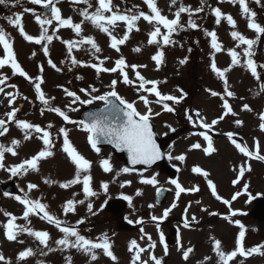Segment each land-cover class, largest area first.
<instances>
[{
    "label": "rangeland",
    "instance_id": "374dc122",
    "mask_svg": "<svg viewBox=\"0 0 264 264\" xmlns=\"http://www.w3.org/2000/svg\"><path fill=\"white\" fill-rule=\"evenodd\" d=\"M25 1L27 3L29 2V0ZM127 1L129 7L132 9H134L135 6H143V2L140 0H122L121 2L127 5ZM188 1L192 3L194 8L201 6L200 0H183V3H188ZM208 1L211 3V0ZM214 2L217 3L214 4ZM262 2H264V0H262ZM93 3H95V0H93ZM28 4L30 5H28L27 8H32L37 14H40L38 5H32L30 2ZM211 5L213 8L219 7L222 12L226 14H230V8H235L240 11L239 5H233L232 3H229L228 0H223V2H221V0H213V4L211 3ZM57 6L61 9L64 17L71 16L74 22H80L82 19L78 15V10L83 8L84 5L73 4L71 0H58ZM203 7L205 8L207 5L204 4ZM21 8V6L18 8L15 6L14 10L11 12H4L3 10L0 18V27L4 28L10 35L14 42V50L17 53L18 62L29 73V75L33 77L39 75L38 66L43 64V77L45 83L42 85V88L44 92L48 97H55L56 94L58 97L61 96L59 99L51 101V106L60 107L70 116L72 120H78L80 118L79 113L81 110L87 106L101 104L102 101H94L91 104L83 105L77 103L72 105V107L76 108L77 111H71L68 105L71 103L72 98L65 95L63 88L75 91L81 99H89L90 97L80 92L81 88L90 90V86L96 87L100 91L98 93H93V95L103 94L104 92L110 90L108 87L110 84L107 81L109 79L113 80L116 76L119 81V74L116 73L114 77L113 73H111V77L107 78L106 82H104L103 78L107 75V73L102 72L97 75L95 70L91 67L71 66L70 61L67 58L66 46L62 43V39H76L75 34L70 29H60L59 32L56 33V36H59L61 39H56L54 37L52 43L49 45L51 59L58 67L62 68L61 72H56L48 66V57L43 55L42 46L25 41L19 34L18 30L8 24L7 17L20 13L23 11ZM141 9L144 11V8L141 7ZM91 10L94 9H90V11ZM252 10L257 12V21L263 25L264 18H261V15L264 16V14L260 11L262 9L254 3ZM170 11H175V9H171ZM162 14L169 16V10L164 9ZM234 16V19L237 21L238 15ZM201 17L202 15L200 14V16H198L199 20L196 21L201 26L197 33H204L205 29L208 30L214 24V19H212L206 24L209 26L202 25L200 20ZM243 19L244 18L242 16V20L239 21V25L236 30H240L239 26H246V19ZM23 23L28 34L33 36L39 35L40 28L35 22L34 15L32 13L29 12L23 15ZM226 25H228L227 22L223 21L220 25L214 24L210 29V31L215 30L217 32L219 40L222 42L225 49L235 47L236 44V42H234L230 37V31L232 29ZM138 26L140 31H133L129 41L118 53L109 47V40L105 34L93 28V26L88 22H85L83 25L84 34L93 35L102 48V52L97 55L100 59L104 60V67H113L114 61L122 55L126 58L129 64L147 65L146 68H140L138 71H140V73L147 79L161 81L162 83L159 85V90L163 94L179 96L180 92L178 89L181 88L178 86L181 85V83L183 85L191 86L189 89L190 92L187 93V90H183L187 95L179 104L168 102L170 106L174 107L175 110L173 112L163 110L162 105L155 102L157 98L154 95L137 92L136 84L125 85L118 82L116 86L118 94L129 102L134 101L137 110L141 113L146 111V107L139 97L140 95L148 96L150 101L148 107L152 108L153 113H160L159 115H153L151 119L160 135L165 133L170 134V131L173 129L181 132V137L177 139V142L167 153L168 156L171 155L172 157H176L182 155L184 150H189L186 153L187 165L183 164L184 161L180 162L176 159L170 160L168 158L169 162L179 169V174L174 178H171L159 167H155L149 171L136 170L129 173H123L120 170L124 168V166L119 162V160L115 158L112 153H109L108 151L104 152L102 150L100 153H102L103 158L110 157L113 165V171L106 174L100 167V161L97 156L98 154L87 142L88 134L80 130L77 125L66 123L57 114L48 111L44 105L36 100L35 91L33 89L34 85L25 80L23 77L18 75L13 76L10 67L6 66L5 68L0 69V75L9 77L4 85H0V87H4V92L0 93V117L7 119L6 113L11 111L12 107H16L20 109V116L18 117L20 119H23L25 116L24 119L35 124H40L43 128H47V125L52 124L53 127L48 130L51 131L55 143V148L53 149L55 155L41 161L39 165L40 170L38 172L31 171L33 173L30 178L29 175L23 174L12 176L9 169L36 154L38 150L42 149L43 145L42 141L36 138L38 134L35 133H33L32 139L28 141L23 140V132L20 129L17 131L15 123H11L12 127L7 134L0 138V143L8 147L11 146L12 139H18L21 141V144L16 148L17 155L13 156L11 153H5L3 161L4 167L0 168V184H6L14 179V181L22 185L21 187L23 189H27L25 193H28L27 195L30 199H40L42 203L49 206L48 210L51 213L55 214L62 221L67 222L69 225L76 226V221L83 218L85 222L78 226L79 231L83 235L96 238L103 233H107L113 243L114 248L112 250L114 254L116 253L118 258L116 261L117 264H128V256L131 264L133 253L128 251V246L132 239H136L141 247L147 248L146 238L144 240L140 239V236L142 235L140 232L141 227H143L145 232L149 233L152 236V240L156 242L157 246L154 249V254L158 258H163L165 264H218V258L212 249L213 239L221 240L222 248L225 251H230L235 246V239L239 229L236 225H234V227L228 225L230 224L229 222L228 224L224 223V220L226 219L222 217V215H229V206L216 200L215 197L211 195V191L207 187L206 180L201 175L191 171L194 166L189 167L188 165H192L193 162H195V166H200L202 169L207 171L210 174L209 178L217 185L218 194L224 199L231 200L232 196L235 193L240 192L242 187V202L238 199V197L236 200L231 201V210L244 213L243 215L251 212L254 207V200L256 197H264V161H258L259 166L257 167V173L255 174L256 177L249 174L246 170L244 176L242 177V185H240V182L234 185L232 181L238 176L239 166L245 161H247L248 164L249 159L244 156L238 159L235 170L226 165V161L228 162L227 164H234V157H238L240 153L232 142L228 140L224 133L233 132L234 138L241 143L242 132L246 133L247 138H245V142L249 149L255 151V144L259 141L260 154H264V131H261L259 128L260 120L259 113L257 111L259 106L258 108L256 106H250L253 109L252 112L241 111L245 99L248 96H252L251 94L253 92L259 91L256 98L261 101L260 103L263 105L264 112V92L260 91L258 86L259 84H257L260 83L259 81L252 79V83L250 82V75L242 68V66L233 67L228 73V79L230 90L235 93V97L227 99L229 100V103L233 105V108L238 113V116H229L225 118L224 121L215 125L211 130L199 127V118L195 115L197 111H199L201 116L209 123L211 120L217 118L222 111V100L219 97L211 96L210 92L207 91L210 89L223 94L222 81H220L219 78L210 70L211 54L213 50L210 46H197L199 50L194 53L195 56H191L190 58L188 52H182L183 45L188 43V41L184 39H189L190 36L187 35L183 38L175 37L173 39L177 43L174 46L170 45L164 48L165 63L159 68V70H157L154 61L151 60V56L155 54L157 48L156 46L152 48L145 43V41L147 42L148 37L147 35H144V33L149 31L150 26L143 19L138 21ZM123 30L124 25L120 24L116 28V34L122 35ZM52 31V28H50L49 34H52ZM251 33V35L247 33L246 36L251 37L254 32L251 31ZM198 35V39L206 40L205 34ZM137 46L142 48V51L139 53L133 51V48ZM85 47L87 48L88 46ZM33 52L36 53L35 56H32ZM226 52L227 51L225 50L224 52L215 54L218 67L223 68L230 64V57ZM254 52V59L257 64H264V37H262L261 41L257 44ZM2 54L3 49L2 46H0V55ZM74 55H76L78 59L88 63L98 62L93 56L86 54L84 50L74 51ZM105 57L108 59H104ZM185 57H188L187 63L181 65L179 60L184 59ZM226 61L227 64L225 63ZM69 68H71V71H69ZM30 72L33 74H30ZM128 72L130 78L135 81L136 78L132 70L128 69ZM258 72H260L261 76L264 77V69L260 68L258 69ZM82 75H84V77ZM187 76H189L191 80H189V77ZM77 77H82V79H77ZM232 82H234V84H232ZM11 84H15L17 88L12 89L10 87ZM17 90L20 95L16 96L15 101L10 106V98L6 94L8 92L15 94ZM24 96H27L29 99H23ZM42 109H44L43 115H41ZM188 115L193 117V121L188 120ZM235 119H241L244 122L243 125L237 126L234 123ZM60 127L68 129L69 138L73 144L76 145L75 147L77 150L92 162V187L95 191V186L97 185V195L94 196L95 201L93 200V197H90L87 201H85V204L76 205L77 210L78 207H80V217L76 214L77 210L75 213H69L67 215H65L62 211V205L67 199L73 198V193L78 194L75 197L77 200L84 199V196L81 185H75L69 189H62L59 187L60 182L71 179L75 172L74 165L62 151L63 138L58 133V129ZM201 132H207V134L212 137L213 146L216 148V151L211 155H208L203 151V148L207 147V141L203 139L202 135H199ZM195 143L201 144V148L193 149L192 145ZM99 157H101V155H99ZM117 173H119V175H117ZM152 175H156L159 181L156 186L145 185L140 182L141 176L151 177ZM45 179L52 180L54 183L45 184ZM114 179H116L114 183L115 187H113L114 184L112 183ZM172 179H178L179 182L186 188L199 186L200 191L195 193H182L180 198L177 200L175 198V186L170 183ZM103 180L108 181L107 192H105L101 187V183L105 182ZM29 181L30 183L37 184L38 188L29 192L27 188ZM128 181L131 183H126ZM122 184L124 185L123 187H121ZM245 184L248 185L246 191L244 189ZM161 186L168 187L170 191L168 201L162 207L157 206L154 202L156 189ZM137 190L141 191L142 195L137 196ZM119 194L123 196H130L132 198V203L123 212L113 216L106 210L105 203L110 198ZM5 200H10L11 202H7ZM14 200V196L5 195L3 190H0V253H3L4 256H6V259H10L12 264H24V262L16 260L18 252L26 247H32L36 250L42 246L39 245L38 241H36L34 237L27 235V233H25L26 241H24L23 244L15 241H8L6 239L4 235V225L7 223L9 217L5 216L4 213L8 212L17 216L18 207L23 206L18 201L15 202ZM197 201H200V203H197ZM89 202L92 203L93 211L96 212V215H92L88 211L86 212V205ZM173 202H175L177 206L172 209L167 219L159 222L160 227L158 230L156 227L158 222L153 221L151 216H161L164 209L171 207ZM150 204L154 205V207L149 208L148 205ZM189 204H191V207L188 208L187 215L189 217L190 227L184 228V210ZM204 209H206V211ZM23 211L24 210H20L21 215H23ZM85 212L86 214L83 215ZM212 212L217 213V215H210L209 213ZM192 215L196 216L195 221H191L190 218ZM241 216L242 215L237 214L235 217H232V220L234 221L237 218L242 219ZM141 218L144 221L142 225L135 223ZM29 219L30 223L35 221V224L31 226L33 230L48 231L50 233L51 239L49 244L52 248L56 249L57 246L54 244V241L62 236L58 229H56L53 225L48 224L46 221L39 219V217L37 219L36 217L30 216ZM123 220L133 221L131 224L133 226L135 225L134 229L131 231L122 230L119 226ZM16 223L25 225L28 224V221L20 218L16 221ZM172 226H178L180 229L179 244L176 242V246L174 248L168 246L169 254L165 256L163 245L159 243V231H162L165 236L169 233L168 229ZM247 226L255 233L254 235H251L249 232H246L245 246L252 247L257 244H264V219L256 220L253 218L251 219L249 216ZM25 237L24 234L21 233L18 236V240H23ZM176 239L178 240V238ZM180 245L183 247L180 248ZM193 246L196 248V252H192L189 255V259L185 261L182 255L183 250ZM97 252L99 258L96 261H91L90 257L85 256L74 249L52 251L47 256H41L37 253L28 259L27 264H37L38 261H43L45 264H66L65 257L68 256H71L72 264H112V262H114L110 258L104 256L101 252H99V250H97ZM126 252H128V256L126 255ZM141 257L144 260H148L149 252L142 253ZM205 257H211V259L206 261L204 259ZM241 262H243V264H264V254H253L243 260L242 257H237L236 260L230 262V264H241ZM0 264H2V262H0Z\"/></svg>",
    "mask_w": 264,
    "mask_h": 264
},
{
    "label": "snow or ice",
    "instance_id": "6c2138e0",
    "mask_svg": "<svg viewBox=\"0 0 264 264\" xmlns=\"http://www.w3.org/2000/svg\"><path fill=\"white\" fill-rule=\"evenodd\" d=\"M10 0H0V4L7 5ZM13 6L19 5L21 0H11ZM32 5H38L42 9H50L49 14H37L36 11L32 8L25 7L23 12L32 13L35 18V22L39 25L40 32L39 35L33 36L26 32L24 23H23V13H16L13 16L7 17V22L9 25L15 27L23 39L27 42L34 43L42 46V52L45 57H48L47 64L56 72H61L62 68L58 67L56 63L50 57L49 45L52 43L54 37L56 39H61L59 36H56V33L60 29H70L74 34L76 39H62V43L66 46L67 58L70 61L71 66L73 67H91L95 70L97 75L100 73H118L121 78L119 81L113 79L108 86L109 91L104 92L100 95H93V93H98L100 90L96 87L90 86L89 89L81 88L80 92L84 93L86 96L90 97L89 99H81V97L75 92L70 91L68 88H63V91L67 97H71V103L68 105L71 111H77L76 108L72 107L74 104H91L94 101H102L105 104V109H101V112H107L106 115H97L96 113H89L88 122L85 121H76L72 120L70 116L63 111L60 107L51 106V101L55 100V97H48L44 92L42 85L45 83L43 72V64L39 65V75L31 76L29 73L21 66L18 62L17 53L14 50V42L11 39L10 35L5 31L4 28L0 27V46H2L3 54L0 55V69L10 67L13 76L23 77L25 80L29 81L34 85L35 97L48 111L54 112L59 117L63 119L66 123L77 125L80 130L86 132L87 142L90 144L91 148L99 154L101 149L98 145L101 143H108L113 145L114 148L120 151H126L128 153L129 162L132 165L142 164V165H152L157 160L161 159V152L159 147L156 144L153 133V125L151 124V119L153 115H159L160 113H153L151 107H148L150 101L148 96L140 95L139 99L143 101L146 111L141 113L137 110L135 102H129L120 96L116 90L118 82H122L125 85H134L136 84V90L140 93H148L149 95H154L157 104H161L163 110L167 112H173L174 107L170 106L168 102H173L174 104H179L187 95L182 89H178L180 95H171L163 94L159 90V85L161 81L154 79H147L143 76L138 69L146 68L147 65L140 64H129L124 56H120L114 61V66L104 67V60L100 59L97 55L102 52V48L98 44L96 38L90 34H84V23H90L93 28L99 30V32L105 34L109 40V47L116 52L121 51V46L125 45L133 31H140L138 26V21L143 19L150 26L149 31L147 32V44L154 45L157 48L155 54L151 56V60L154 61L157 70L165 63V52L164 48L170 45H175L177 42L173 37L179 34L182 31L188 29L197 30L200 29V25L192 17L195 14H199L204 11L203 5L205 0H200L201 6L193 8L191 5H186L183 3V0H170L169 7L176 6L175 12L172 14V18H169L168 15L162 14V10L158 7L157 0H143V3L147 6L148 11L143 10H134V9H121L120 5L114 3V0H71L73 4L76 5H86V7L80 8L78 10V15L82 18L80 22H74L71 16L64 17L62 15L61 9L57 6L58 0H29ZM223 2V0H221ZM229 3L233 5H239L241 15L246 19V27L248 30H251L255 33V38H248L241 31L237 29V21L231 14H226L222 12L219 7L211 9L212 14L215 17V24L220 25L222 20L226 21L227 24L232 29L230 31L231 39L236 42L235 47L225 49L222 42H220L217 32L215 30H204L206 37L210 38V48L213 50L211 54L210 70L214 73L220 81L223 83V94L221 92L213 91L208 89L210 95L213 97H219L222 100L221 105V114L217 118L207 122L204 117L201 116L199 111L195 113L196 117L199 118V127L207 130L213 129V127L219 124L221 121H224L226 117H236L238 113L234 110L233 105L229 103L227 98L235 97V93L230 90L228 73L235 66H242L250 72L251 76L259 81V88L261 92H264V77L261 76V73L258 72V68L264 69V64H257L253 58L255 55L254 49L257 44L264 37V25L257 21V12L252 10L249 5V0H228ZM254 2L261 7H264L262 0H254ZM90 9H94L91 10ZM182 14H187L186 23L182 22ZM124 25V30L122 35L116 34V28L120 25ZM52 28V34H49V29ZM85 46H88L87 48ZM243 47L242 53L237 51L238 48ZM84 50L86 54L93 56L98 62L97 63H88L82 61L74 55V51ZM227 51V55L230 57V64L227 67H218L217 61L215 58L216 53H221ZM133 51L139 53L142 51L140 46L133 48ZM36 53L33 52L32 56H35ZM104 59H108L105 57ZM63 63V62H62ZM179 63L181 65L187 63V58L180 59ZM128 69H131L135 75V81L130 78ZM71 71V68H69ZM8 76L0 75V85H4ZM77 79H82V77H77ZM138 81V84H137ZM166 82V81H165ZM12 89H16L15 84H11ZM63 87V86H58ZM4 92V88L0 87V93ZM9 99V105L11 106L15 101L16 96L20 95L19 91L14 94L8 92L6 94ZM118 101L119 104H115L113 99ZM23 99L28 100L27 96H24ZM243 99V98H241ZM20 111L19 108L12 107L11 111L6 113L7 122L4 119H0V136H4L8 133L9 129L6 126V123H15L16 127L23 132V140L28 141L33 138V133L38 134L36 138L42 141V149L38 150L36 154L32 155L30 158L23 160L21 163L12 166L9 171L12 176H17L21 174H27L29 171L38 172L40 170V162L46 160L49 157L55 155L53 149L55 148V143L51 129L52 124H49L47 128L41 127L39 124L29 122L26 119L18 118L17 113ZM44 109L41 110V115H43ZM241 111L252 112L253 109L249 104L244 103L242 105ZM188 120L193 121V117L188 115ZM259 128L261 131H264V112L259 113ZM234 123L237 126H242L243 121L241 119H235ZM174 130V129H173ZM58 133L63 137L62 151L69 158L70 162L75 167L74 176L71 179H68L64 182L59 183V187L62 189H69L75 185L82 186V192L84 199L77 200L75 197L77 193H73V198L67 199L62 205V211L65 215L69 213L76 212L77 204H85L90 197H94L97 193L93 190L92 181L93 177L91 175L92 162L88 160L84 155H82L77 148L73 145V142L69 138V131L65 127H60ZM199 135L203 136V139L207 141V147L203 148V151L211 155L216 151V148L213 146L212 137L207 134V132H201ZM229 141L235 146L240 154L248 159H256L264 161V155L260 154V143L259 141L255 144V151L249 149L246 144L238 142L234 138L233 132L224 133ZM21 144V141L18 139L11 140V146L6 147L4 144L0 143V168L4 167V158L5 153H11L13 156L17 155L16 148ZM193 149L201 148V144L195 143L192 145ZM168 158L176 159L183 162L185 160L184 155H179L172 157L171 155ZM100 167L103 172L110 173L113 171V165L111 159L102 158L100 160ZM129 167H124L120 171L123 173H129L133 171ZM251 171L250 165L247 164V161L242 163L238 169V176L232 183L235 185L239 182L245 174V171ZM179 171V169H177ZM191 171L193 173L201 175L207 183V187L211 191V195L215 197L216 200L221 201L223 204L228 205L230 208L229 215L225 216L226 220L234 223L239 231L235 239V246L230 251H225L222 248V241L219 239H213L212 249L218 258V264H230L236 260L237 257L248 258L253 254H264V244H257L252 247L245 246V237H246V226L238 219L232 220V217H235L238 212L236 210H231V201L237 199L240 192L235 193L231 200L224 199L218 194L217 185L209 178V173L202 169L200 166H194ZM119 175V173H117ZM140 182L145 185L156 186L159 181L156 175L151 177L141 176ZM45 184H52L54 181L45 179ZM126 183H131L130 181ZM172 185L175 186V198L178 200L182 193L186 192H199V186H193L186 188L184 187L178 179H172L170 181ZM124 185L122 184L121 187ZM101 187L105 192L108 191V183L102 182ZM28 191L30 192L33 189H37L38 185L35 183H29L27 185ZM248 185H244L245 191L247 190ZM23 191V190H22ZM157 194L159 195L161 189L157 188ZM5 195H8L5 193ZM136 195H142V192L137 190ZM15 199L24 207L22 219L28 221L30 224V216H38L39 219L46 221L48 224L53 225L58 231L62 234L61 238L56 239L54 244L57 246L56 249L52 248L49 244L51 239L50 233L48 231L42 230H33L29 227L28 224L18 225L16 223L17 216L5 212L4 215L8 216L9 219L4 225V235L8 241H15L20 244H23V240H18V236L21 233H27V235L34 237L38 241L39 245L42 246L34 250L32 247H26L23 250H20L16 256V260L19 262H24L27 264V261L30 257H33L37 253L41 256H47L50 252L60 250H71L74 249L77 252L84 254L85 256L90 257L91 261L98 260V252H101L104 256L110 258L112 261H117V256L113 252V243L107 233H103L96 238H91L86 235L81 234L78 229V226L83 224L85 221L83 218L76 221V226L69 225L67 222L59 219L55 214L51 213L48 208L49 206L45 203H42L40 199H30L25 193L22 197L20 195L15 196ZM124 200L129 202V205L132 203V198L130 196H124ZM200 203V201H197ZM176 203L173 202L171 207L164 209L161 216L153 215L151 219L157 221V229L159 230V222L167 219L172 209L176 207ZM87 211L92 215H96V212L93 211L92 203H87ZM149 208L154 207V205H148ZM191 207V204L184 210V223L183 227H190L189 217L187 215L188 208ZM206 211V209H204ZM210 215H217V213H209ZM243 215L244 213H239ZM191 221L196 220V216H191ZM129 224L133 221L129 220ZM135 223L143 224V219L137 220ZM141 236L140 239L147 240V248L141 247L138 244L136 239H132L128 246V251L133 253L131 258V264H165L163 258H158L154 254V249L156 248V242L152 240V236L149 233H146L144 228H140ZM159 243L163 245L164 255L167 256L168 245L165 242V236L162 231H159ZM179 244V232L178 240ZM183 246L180 245V248ZM152 250V251H150ZM144 252H149V259L144 260L141 257V254ZM193 252V248L189 247L186 250H183V259L187 261L189 255ZM206 261L210 260L211 257H205ZM66 264H72L71 256L65 257ZM0 262L2 264H12L10 259H6L3 253H0ZM37 264H45L43 261H38ZM243 264V262H241Z\"/></svg>",
    "mask_w": 264,
    "mask_h": 264
},
{
    "label": "water",
    "instance_id": "95a60500",
    "mask_svg": "<svg viewBox=\"0 0 264 264\" xmlns=\"http://www.w3.org/2000/svg\"><path fill=\"white\" fill-rule=\"evenodd\" d=\"M43 11L46 13V14H49L50 13V9H43ZM113 99V102L115 104H119L118 101H115L114 98ZM101 109H105V106H103L102 108H99V109H96V110H86L84 113H83V120L85 122H88L89 120V113H96L97 115H106L107 112H104L102 113L101 112ZM7 126V125H6ZM153 133H154V139L156 141V144L157 146L159 147V150L162 154L161 156V159L157 160L154 164L152 165H142V164H137V165H132L130 162H129V158H128V153L126 151H120V150H117L116 148L113 147V145L111 144H108V143H101L100 145L98 146H110L112 147V149L115 151L116 154H118L125 162L126 164L129 166V167H138V166H144V167H151L157 163H163L165 158H164V150L165 148L169 145L170 141L172 140V137H169L167 139H160L156 133L154 132L153 130ZM166 168H169L166 166ZM171 172H173L171 169H169ZM167 194V190L164 189V188H161V192L160 194L157 196V202L158 203H163L165 201V196ZM114 207L116 209H120L121 207H123V203H122V200L121 201H116L114 202ZM253 215L255 216H258V217H263L264 216V199H258L257 202H256V208L253 212Z\"/></svg>",
    "mask_w": 264,
    "mask_h": 264
}]
</instances>
